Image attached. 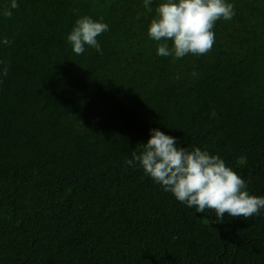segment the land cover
<instances>
[{"label":"trees","instance_id":"trees-1","mask_svg":"<svg viewBox=\"0 0 264 264\" xmlns=\"http://www.w3.org/2000/svg\"><path fill=\"white\" fill-rule=\"evenodd\" d=\"M160 2L0 0V264H264V209L216 222L125 163L158 128L264 196V0H228L180 59L148 36ZM83 15L109 25L100 52L67 41Z\"/></svg>","mask_w":264,"mask_h":264},{"label":"clouds","instance_id":"clouds-1","mask_svg":"<svg viewBox=\"0 0 264 264\" xmlns=\"http://www.w3.org/2000/svg\"><path fill=\"white\" fill-rule=\"evenodd\" d=\"M153 0H143L151 13ZM17 0H10L2 15L11 18ZM235 15L234 5L228 0H161L148 27V36L157 42V55L180 59L186 55H206L215 42L213 31L220 19L230 21ZM139 18V17H138ZM109 30L103 18L96 20L83 15L76 19L67 41L76 55L85 48L101 51L97 37ZM171 42L169 46L168 42ZM2 43L9 44L5 38ZM0 73L7 76L8 67L0 61ZM193 76L197 73L194 71ZM179 78V77H177ZM143 143L142 150L132 153L125 163L135 167L138 163L144 173L176 200L196 212H214L216 222H222L225 213L233 218L249 219L264 209V196L250 194L245 180L226 165L216 154L195 147H180L176 138L157 129Z\"/></svg>","mask_w":264,"mask_h":264}]
</instances>
